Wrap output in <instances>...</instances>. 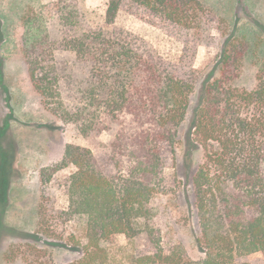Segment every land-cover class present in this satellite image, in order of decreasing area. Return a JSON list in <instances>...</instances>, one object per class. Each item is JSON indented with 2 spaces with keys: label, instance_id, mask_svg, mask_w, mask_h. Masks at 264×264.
Wrapping results in <instances>:
<instances>
[{
  "label": "trees",
  "instance_id": "trees-1",
  "mask_svg": "<svg viewBox=\"0 0 264 264\" xmlns=\"http://www.w3.org/2000/svg\"><path fill=\"white\" fill-rule=\"evenodd\" d=\"M130 3L191 31L213 18L200 0H108L106 26L98 27L87 24L77 0H58L54 28L42 12L23 16V57L42 104L86 137L111 136L105 158L67 144L58 162L40 169L45 184L58 169L74 166L61 214L81 222L84 235L77 243L82 255L68 264H109L105 243L117 233L128 240L145 233L153 241L154 199L167 187L165 153L175 151L191 108L192 60L167 59L112 25ZM238 62L232 48L222 52L219 74L202 79L193 109L190 138L202 160L192 192L204 256L192 259L177 243L167 251L127 253V264H264V61L251 89L231 84ZM24 252L25 264H51L34 245ZM255 253L261 260H246Z\"/></svg>",
  "mask_w": 264,
  "mask_h": 264
},
{
  "label": "rangeland",
  "instance_id": "rangeland-1",
  "mask_svg": "<svg viewBox=\"0 0 264 264\" xmlns=\"http://www.w3.org/2000/svg\"><path fill=\"white\" fill-rule=\"evenodd\" d=\"M200 1L213 18L197 31L163 21L134 3L122 6L112 24L142 37L167 59H191L197 78L175 151L165 153L167 187L154 199L153 241L145 233L132 240L123 233L113 235L105 243L109 264H127V253H146L158 247L167 251L177 243L192 259L204 256L192 192V175L202 160L201 148L190 138L193 109L202 92V79L210 71L213 76L219 74L218 61L224 50L232 48L239 56L237 67L229 71L231 84L254 87L264 61V0ZM57 3L0 0V264H25L27 244L44 251L51 264H68L82 255L77 244L83 241L82 223L66 220L61 214L68 207L65 181L74 166L58 169L45 184L40 180V169L58 162L67 144L89 148L98 158L109 152V133L84 136L42 104L30 81L22 51L23 16L30 10L42 12L54 28ZM107 3L77 0L91 27L106 26ZM246 260L259 261L261 254Z\"/></svg>",
  "mask_w": 264,
  "mask_h": 264
}]
</instances>
